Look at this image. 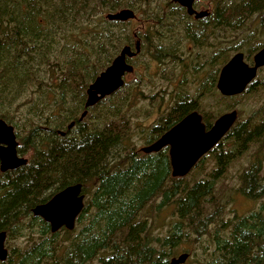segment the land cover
<instances>
[{
	"label": "trees",
	"instance_id": "1",
	"mask_svg": "<svg viewBox=\"0 0 264 264\" xmlns=\"http://www.w3.org/2000/svg\"><path fill=\"white\" fill-rule=\"evenodd\" d=\"M206 2L210 13L194 19L173 0H0V118L14 126L18 153L29 160L17 169L0 170V232L6 231L7 239H27L24 248L7 246L8 257L0 264H168L191 229L197 237L207 233L221 215L215 194L219 172L191 184L185 176L173 177L168 147L146 154L132 145L129 112L135 95H143L138 90L142 72H149L153 62L180 66L187 60L177 56L187 40L197 47H211L216 40L207 75L194 96L181 80L174 105L153 123L146 144L195 109L207 128L225 109L217 100L216 111H202L199 101L215 90L231 52L244 50L251 63L264 46V0ZM122 8L133 9L137 18H106ZM136 41L140 52L127 58L136 79L125 80L80 119L90 84L124 46L135 49ZM200 57L193 58L192 68L188 63L181 70L200 74ZM160 70L166 80L177 76L174 68L172 77ZM260 79L244 93L264 86ZM226 142L231 144L227 154ZM259 142L264 144V104L235 124L213 152L221 154V162ZM255 168L253 164L242 175L244 193L261 198L264 184ZM75 183L83 186L84 209L73 230L63 227L53 233L32 208ZM171 205L177 220L167 235L154 234L156 215ZM226 225L215 230L209 263L264 264V214L237 218L227 232Z\"/></svg>",
	"mask_w": 264,
	"mask_h": 264
},
{
	"label": "rangeland",
	"instance_id": "2",
	"mask_svg": "<svg viewBox=\"0 0 264 264\" xmlns=\"http://www.w3.org/2000/svg\"><path fill=\"white\" fill-rule=\"evenodd\" d=\"M211 8L212 6L207 5L206 0H200L199 6L197 5V9L199 10L201 9L210 11L212 10ZM140 26L141 25L139 23H136L137 28H139ZM232 37H234L233 33L228 34L229 39L232 40ZM214 40L215 39H213L212 42ZM215 42L216 40L213 42L214 44H212L211 47H197L196 44H193L191 41H184L179 49V57L177 56V58L187 61L182 63L180 66H177V68L175 65H169L168 63L163 64L160 67V65H158L156 62H153L151 63L149 72H142L144 77L139 83L141 84V88H138V90H141L143 92V95H135V99L132 101L129 107V112L131 114V143L134 147L137 148V152H141L140 149L142 148V146L148 145L146 144V140L149 138V132L152 128L153 123L157 121L158 117L162 113H166L174 105V97L180 90V88L178 87L181 80H186L185 88L190 96H194L200 92V80L205 78V76L207 75V59L209 58V55L216 49ZM239 51L243 52L244 50L231 52L230 58ZM196 56H201V61L198 62L199 65H202V71L200 74H195L192 72V69L190 70V68H192L193 58H195ZM188 63H190V66H188L190 68H186L185 71H182L181 69L183 68V66L187 65ZM216 66L217 63H213L214 69ZM173 68L175 69V72L177 74L176 78L166 80L165 78L161 77L162 71L160 69L168 71L169 75L172 77ZM262 77H264V69L258 74L256 79H263ZM135 79L136 75L133 72L126 74V81H133ZM217 80L214 86L216 87L215 90H211L213 91L212 93L205 92L204 96L199 101L200 109L202 111H216V109L218 108V105H216L217 100H222L223 102H221V105L225 109H222L223 111L219 113L218 117L225 112L237 110L238 117L235 122V124H237L239 122L246 121L248 118H250L254 110L258 109V107L264 104L263 84H261L260 87H257L258 89L253 90L251 93H242L223 100L220 96H218V93H221L216 86ZM228 104H231L232 107L226 109ZM225 144L226 147H224V144L222 146L226 151L227 148L231 147V144L228 142H226ZM224 153L227 154V151ZM233 156L236 157L231 159L226 164L225 172H220L218 174L219 176L216 177L215 194L221 200V215L217 217V220L215 222L207 226V233H203L205 236L202 234L203 236L198 235L199 237H197V234L191 229V234L189 233L190 236L188 238H185L178 247L176 253L177 256L184 252L189 253L185 264H210L209 260L211 258V254L213 255V253H215L216 248L213 241V236L216 235L215 230L222 229L224 224L227 223L228 225H226V227L228 228H226L225 231L227 232L230 228V223H233L237 218L249 215L254 211H260L262 214H264V197L254 198L247 196L244 193L245 182H243L242 180V175L253 164H256V167H260L258 181L261 182V185L264 184V144L262 145L260 142L254 143L249 146L248 149L244 152ZM213 166H215V161L214 155L212 153L210 156L206 157L203 162L198 164L196 168H194L189 174H187L184 177V181L191 184L195 183L198 180L207 179L213 172V170L212 172L209 171L208 168H211ZM256 184L258 185V183ZM212 209H214V206L210 208V210ZM176 220L177 215L175 214V206L171 205L169 207H166L156 215V219L154 222V226L156 229L154 230V234L160 236L167 235ZM184 228L186 229V224L184 225ZM224 230L222 231L224 232ZM223 232L221 233V235L223 234ZM26 240V238H10L7 239L6 245L10 248H24L27 244Z\"/></svg>",
	"mask_w": 264,
	"mask_h": 264
},
{
	"label": "water",
	"instance_id": "3",
	"mask_svg": "<svg viewBox=\"0 0 264 264\" xmlns=\"http://www.w3.org/2000/svg\"><path fill=\"white\" fill-rule=\"evenodd\" d=\"M187 9V13L196 19L207 16L209 10L194 8L195 0H173ZM109 20L127 21L136 19L137 15L131 8L106 14ZM141 50L140 41H136L135 49L124 46L112 63L104 69L87 89V99L83 119L88 108L97 104L101 99L113 94L124 85L125 75L131 73L134 66L128 63V57H134ZM264 67V46L253 55V64L245 60L244 52H236L220 69L217 89L224 96H234L243 93L248 85L256 78L258 70ZM238 117L237 110L221 114L210 128H206L202 115L193 110L164 132L154 142L142 146L140 151L154 153L169 148V157L173 177H184L196 165L199 159L208 153L233 127ZM73 125V122L69 127ZM63 134V132H62ZM18 139L15 128L6 120L0 118V170L2 172L17 169L28 163L26 156L18 153ZM86 195L81 183H75L54 194L49 200L39 203L32 208L34 216H40L49 223L51 232L65 227L73 230L79 214L85 206ZM7 232H0V260L7 259L9 249L6 247ZM188 253L173 257L168 264H183Z\"/></svg>",
	"mask_w": 264,
	"mask_h": 264
},
{
	"label": "flooded vegetation",
	"instance_id": "4",
	"mask_svg": "<svg viewBox=\"0 0 264 264\" xmlns=\"http://www.w3.org/2000/svg\"><path fill=\"white\" fill-rule=\"evenodd\" d=\"M194 6H195V2H194ZM195 8L197 9V7L195 6ZM199 10V9H198ZM201 10V9H200ZM191 17H193L194 19H196L195 18V16L194 15H190ZM196 110V109H195ZM201 115H202V113L199 111V110H197ZM202 119H203V116H202ZM204 122V121H203ZM205 123V122H204ZM206 125V124H205ZM212 126V125H211ZM210 126V127H211ZM209 127V128H210ZM206 128H207V126H206ZM217 146V145H216ZM213 153V155H214V161H215V166H213V167H211V168H208V170L209 171H211L212 172V170H213V172L214 171H216V172H225V169H226V164L231 160V159H233V158H235L236 156H228V157H226V158H222V160H221V162H220V160H218V158H220V156H221V154L220 153H216V152H213V149L211 150V151H209L208 153H206L205 155H203L200 159H199V161L196 163V165H195V167L194 168H196V166L198 165V164H200L201 162H203L204 160H205V158L206 157H208V156H210L211 154ZM220 155V156H219ZM219 156V157H218ZM217 165V166H216ZM193 168V169H194ZM251 168V167H250ZM249 168V169H250ZM248 169V170H249ZM247 170V171H248ZM255 170H256V172H257V174H258V176H259V174H260V167H256L255 168ZM257 179L259 180V177H257Z\"/></svg>",
	"mask_w": 264,
	"mask_h": 264
}]
</instances>
